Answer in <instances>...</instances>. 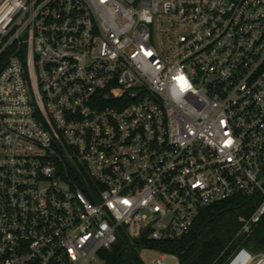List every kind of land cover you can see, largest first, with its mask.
I'll list each match as a JSON object with an SVG mask.
<instances>
[{"label":"built area","instance_id":"1","mask_svg":"<svg viewBox=\"0 0 264 264\" xmlns=\"http://www.w3.org/2000/svg\"><path fill=\"white\" fill-rule=\"evenodd\" d=\"M3 57L0 264H108L264 196V0H0ZM263 218L223 264H264Z\"/></svg>","mask_w":264,"mask_h":264},{"label":"trees","instance_id":"2","mask_svg":"<svg viewBox=\"0 0 264 264\" xmlns=\"http://www.w3.org/2000/svg\"><path fill=\"white\" fill-rule=\"evenodd\" d=\"M6 57L0 59V72ZM264 196H236L206 208L190 232L182 239L157 243L147 239L134 244L121 243L107 256L108 264H144L139 249L154 247L175 252L180 264H223L233 250L243 241L238 237L242 218L250 217L263 202ZM244 245L252 251L264 250V218Z\"/></svg>","mask_w":264,"mask_h":264},{"label":"rangeland","instance_id":"3","mask_svg":"<svg viewBox=\"0 0 264 264\" xmlns=\"http://www.w3.org/2000/svg\"><path fill=\"white\" fill-rule=\"evenodd\" d=\"M252 236V235H251ZM246 246V245H245ZM248 247V246H246ZM249 248V247H248ZM250 249V248H249ZM254 254H259L261 252H264V250H259L258 252L252 251ZM142 255H145L147 257H150L151 259L158 258L160 256V253L158 252H144ZM174 264H177L174 262Z\"/></svg>","mask_w":264,"mask_h":264}]
</instances>
